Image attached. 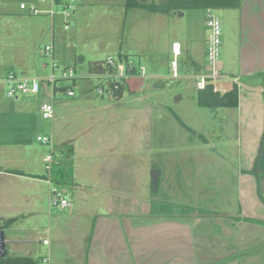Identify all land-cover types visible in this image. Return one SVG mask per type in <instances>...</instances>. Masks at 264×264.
Instances as JSON below:
<instances>
[{"label":"rangeland","instance_id":"1","mask_svg":"<svg viewBox=\"0 0 264 264\" xmlns=\"http://www.w3.org/2000/svg\"><path fill=\"white\" fill-rule=\"evenodd\" d=\"M90 2L85 3L83 8L78 7L77 15L71 19L72 27L65 29L61 6L53 7L57 11L55 15L47 11L33 14L29 7L39 6L42 10H49L51 4L41 0H0V71L4 76L15 72L20 79H35L41 83L39 92L19 94L16 99L15 96L7 95L8 86L0 79V142H3V147H0V166L4 169L14 166L25 172H30V169L41 172L44 156L51 152V145L39 141L38 136H52L53 127L54 137L61 140L69 135L84 133L74 146L77 152L73 157L75 174L69 172L68 167H63L65 180H70L74 175L84 188L91 189L95 183L98 185L99 180L95 176L102 166H107L108 173L109 166L112 168L115 165L118 173L128 170L138 179L147 176L152 179L153 171L159 169L164 174L167 168L171 171L175 166L184 184V173H188V168L192 166L188 159L198 155L197 161H204L210 166L202 178L208 180L212 176V203L220 202L218 190L224 187L217 184L213 175H225L235 184L233 171L223 159L229 162V159H233L231 163L238 169L237 160L244 155L234 146L237 132L233 129L231 117L224 121V115L219 111L225 109L200 107L196 81L190 76L194 64L189 55L197 56L200 64L207 63L202 50V44L208 36L204 24L206 12H193L191 16L178 20V23L175 20V24L165 21L166 26L158 29V34L151 30L155 23H147L143 19L148 15L147 9L133 7L127 15L120 17L117 14L114 18L108 1ZM21 3H25L28 9H21ZM81 4L78 1L76 3L77 6ZM120 9L127 10L119 7L117 11ZM215 12L223 20L221 63L227 65L231 62V50L239 36L232 19L225 17L220 10ZM196 14L199 15L198 19H194ZM174 29L183 45V53L178 59L179 77H173V54L166 42V50L150 49L152 45L158 47L159 35L164 36L163 41L173 40ZM54 44L57 52L55 56ZM46 45L53 46L51 55L43 53ZM121 50L130 54L135 64L141 63L146 67V76H128L126 90L120 99L98 95L97 86L101 79L94 73V63L105 64L109 55L119 57L118 52ZM69 69L73 72L65 75L64 72ZM52 76L57 79L77 78L76 95L70 97L67 92L54 93L49 81ZM138 79L143 80V86L137 84ZM217 86L221 91L219 82ZM233 86H228V90ZM46 102L54 105V121L42 116L41 106ZM65 114V117H61ZM99 124L103 125L102 128H98ZM22 135L25 137V146L19 147L17 142ZM206 139L211 143L206 144ZM104 141L114 147L108 159L105 153H108L109 148L102 147ZM70 146V142L60 145L56 151L70 154ZM210 155H213L212 158ZM143 185L151 192V186ZM39 191L43 207L37 214L28 213V209L24 216H20L23 212L18 209L0 211V216L5 217H0L3 218L0 219V225L5 219L18 218L12 228L5 231L7 240L12 241L7 246L9 257H32L40 264H46L49 246L43 242L45 228L50 225L51 209L44 183ZM166 205L173 206L169 203ZM52 209L58 211L55 206ZM60 213L68 214L69 209ZM33 234L40 243L22 242ZM58 250V254L67 250L72 252L67 247H58ZM62 258L60 261L63 262Z\"/></svg>","mask_w":264,"mask_h":264},{"label":"crops","instance_id":"2","mask_svg":"<svg viewBox=\"0 0 264 264\" xmlns=\"http://www.w3.org/2000/svg\"><path fill=\"white\" fill-rule=\"evenodd\" d=\"M77 1L83 3L76 5L74 17L78 7L83 8L85 3H91L90 0ZM95 1H108L114 18L117 14L120 17L127 15L129 9H133L128 7V0ZM138 1L152 6V9L134 8L147 9V12L149 10L143 19L147 23L154 22L155 27L151 30L158 34V29L166 26L165 21L175 24V20L178 23V20L191 16L193 12H206L208 8L220 10L225 17L232 19L239 39L231 50V62L222 65L220 60L219 67L228 79L219 81V84L225 90L233 85L238 87L239 105L218 108L225 109L219 111L224 115V121L231 117L233 129L237 132V136L234 135V146L244 155L237 160L238 169L231 163L234 162L233 159H229L231 162L223 159L231 167L236 183L225 175H213L217 184L224 188L220 187L218 190L220 202L212 203V176L208 180L202 178L210 170V166L204 161H197L198 155H194L188 159L192 166L188 168V173H184V184L181 182V175L176 173L175 166L171 171L167 168V173L164 174L159 169L153 171L152 179L148 176L138 179L128 170L118 173L114 165L112 168L109 166L108 173L107 166L99 167L98 175L95 176L99 180L98 185L95 183L94 188L86 189L74 175L70 180H65L63 172V167H68L69 172L76 170L73 157L77 152L74 146L84 133L69 135L61 140L54 137L51 127V152H55L58 161L54 164V170L51 174L46 171L45 159L48 154L44 156L41 172L36 169L25 172L14 166L12 169H4L0 166V211L18 209L23 212L20 216H24L28 209V213L37 214L43 207V200L39 197V187L43 188V183L47 186L49 204V180L53 185L64 189L71 205L64 209L57 207L55 210L58 211H52L53 205H49L50 225L45 228L44 238L49 246L46 264H264V0ZM119 7L127 10L117 11ZM198 17L196 14L194 19ZM204 24L206 25L205 21ZM172 37L171 41H163L164 36L159 35L158 47L152 45L150 49L166 50V42L173 54L172 45L177 42L181 46L182 55L183 45L175 34V29ZM202 50L205 58L206 40L202 44ZM122 51L118 54L130 55ZM55 54L54 44V56ZM189 57L194 64L193 74L190 76L196 81L199 74L207 72L208 65L200 64L197 56ZM93 70L101 78L105 72V64L94 63ZM135 76L141 78L139 75H132ZM5 77L0 71V79ZM136 82L139 86L144 85L141 79ZM65 116L66 114L61 117ZM97 126L102 128L103 125ZM69 142L72 147L70 154L56 151L58 146ZM2 143L0 142V147H3ZM205 143L211 142L206 139ZM17 144L19 147L25 146L23 135ZM102 147L109 148L108 153H105L108 154L105 155L108 159L114 147L106 141ZM212 156L210 155L211 158ZM15 169L24 174L12 172ZM144 183L152 187L151 192L148 187L145 189ZM67 209L68 214L60 213ZM8 228L12 227L4 228L5 231ZM22 242L36 243V235L33 234ZM58 247L71 248L72 252L67 250L58 254Z\"/></svg>","mask_w":264,"mask_h":264},{"label":"built area","instance_id":"3","mask_svg":"<svg viewBox=\"0 0 264 264\" xmlns=\"http://www.w3.org/2000/svg\"><path fill=\"white\" fill-rule=\"evenodd\" d=\"M42 2H49L51 4V9L49 10H42L39 8V6L29 7V10L33 14L37 13H44V12H50V14L55 15L57 11L53 9L54 6H61L62 7V13L64 15V23H65V29H70L71 26V19L75 14V7L77 0H41ZM21 9H28L27 5L25 3H21L20 5ZM206 27L208 29V36L206 40V59H207V65H208V71L206 74H201L196 77V86L198 89H205L207 84L213 83L214 84V90L220 91V88H218L217 83L219 81H226L228 78L224 75L222 70L219 67V63L221 60V45H222V37H223V26H222V20L218 14L212 9L208 8L206 10ZM172 51H173V60H172V70H173V76L178 77V59L181 55V46L179 43L175 42L172 45ZM53 52V46L52 45H46L43 53L51 55ZM73 70L69 69V71H65V75L67 73H72ZM147 70L146 67L142 64H135L134 61L129 58H118L113 55H109L105 61V72L102 74L101 77L110 78L117 83L113 86L108 85L107 83L105 85L98 84L97 86V92L98 95L112 97L114 96L115 92L119 89L120 84L118 81H121L123 78H127L128 76L132 75H139V76H146ZM57 80L54 76H52L49 81L51 82L52 86L54 87V83ZM4 83L8 86L7 87V95L9 97H17L19 94L23 93H37L41 90V83L38 80H30V79H20L18 75L15 72H9V74L3 79ZM235 82V80H234ZM224 88L221 89V92H226ZM68 96H74L75 91L72 89H69L67 91ZM42 116L43 118L47 120H53L54 119V105L52 102H46L43 103L41 106ZM38 140L45 143L52 145V138L48 136H38ZM46 170L49 174L53 171V166L58 161L56 159L55 152H50L46 159ZM49 183H51L50 187V204L56 207H59L61 209L67 208L71 205L70 199L67 196L64 189L53 185L51 180H49ZM47 243V241H44ZM46 261V260H45Z\"/></svg>","mask_w":264,"mask_h":264},{"label":"trees","instance_id":"4","mask_svg":"<svg viewBox=\"0 0 264 264\" xmlns=\"http://www.w3.org/2000/svg\"><path fill=\"white\" fill-rule=\"evenodd\" d=\"M128 7H148L152 9L151 5H146L138 0H128L127 1ZM118 58H125L129 59V55H122L119 54ZM101 81L99 82L100 85H114L117 81L101 77ZM126 78H123L121 81H118L120 84L119 89L115 92L113 98L120 99L123 97L124 92L126 90ZM77 85V78H60L57 79L54 83L53 91L57 92H67L69 89L74 90L75 86ZM197 97H198V105L200 107L206 108H218V107H237L239 105V90L237 86H233V88L227 90L226 92L215 91L214 84L208 83L205 89H198L197 90ZM14 173L24 174L22 171L12 170ZM3 219V218H0ZM17 221V218H8L3 221V225H0V228H6L12 226ZM0 264H40L39 261L32 257H7V259H0Z\"/></svg>","mask_w":264,"mask_h":264},{"label":"water","instance_id":"5","mask_svg":"<svg viewBox=\"0 0 264 264\" xmlns=\"http://www.w3.org/2000/svg\"><path fill=\"white\" fill-rule=\"evenodd\" d=\"M9 240L6 238V232L4 228H0V259H7L8 257V244Z\"/></svg>","mask_w":264,"mask_h":264}]
</instances>
